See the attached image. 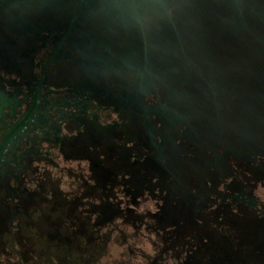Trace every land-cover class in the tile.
Wrapping results in <instances>:
<instances>
[{"label":"flooded vegetation","instance_id":"obj_1","mask_svg":"<svg viewBox=\"0 0 264 264\" xmlns=\"http://www.w3.org/2000/svg\"><path fill=\"white\" fill-rule=\"evenodd\" d=\"M89 34L46 29L0 65V264H264L246 69L220 53L183 77Z\"/></svg>","mask_w":264,"mask_h":264},{"label":"water","instance_id":"obj_2","mask_svg":"<svg viewBox=\"0 0 264 264\" xmlns=\"http://www.w3.org/2000/svg\"><path fill=\"white\" fill-rule=\"evenodd\" d=\"M262 25L264 0H0V65H17L18 43L46 29L63 39L90 38V30L100 39L122 34L132 54L151 53L157 69L166 65L183 77L192 66L212 68L220 53H230V65L246 69L248 117L264 120V109H255L264 101ZM147 65L146 58L138 64L141 76ZM244 139L264 142V135Z\"/></svg>","mask_w":264,"mask_h":264},{"label":"clouds","instance_id":"obj_3","mask_svg":"<svg viewBox=\"0 0 264 264\" xmlns=\"http://www.w3.org/2000/svg\"><path fill=\"white\" fill-rule=\"evenodd\" d=\"M54 151H55V150H54ZM60 159H61V163L63 164V163H64L63 158L61 157ZM73 163H74V162H73ZM85 163H86V162H85ZM53 171H54L57 175H59V172H58L56 169H53ZM64 179H65V181H67V180H68V177L65 176ZM33 186H34V185H33ZM62 186L65 187V188L68 187L67 183H65V184L62 185ZM258 194H259L262 198H264V187H262V188H260V189L258 190ZM147 206H151V207H153V211L156 210L155 207H154L153 202H150L149 205H147ZM140 210L143 211V208H141ZM152 237H153V239L156 238V237H155V233L152 234ZM125 247H126V246H125ZM140 247L146 248L147 251L150 252V253H152V254H155V252L157 251V250L153 247V245L151 244V242L148 241L146 238L144 239V242H143V244L140 245ZM116 251H117V254H118V252H119L120 250L117 249ZM0 259H2V257H0ZM139 259H140V261H141V264H146V261H143V258H142V257H139Z\"/></svg>","mask_w":264,"mask_h":264},{"label":"rangeland","instance_id":"obj_4","mask_svg":"<svg viewBox=\"0 0 264 264\" xmlns=\"http://www.w3.org/2000/svg\"><path fill=\"white\" fill-rule=\"evenodd\" d=\"M116 250H117V249H116ZM116 250L114 249V251H113V254H114V255H112V256H105V257H104V258L112 257L110 260H113V259H114V261H110L109 264H115V263H118L119 260H121V255L119 254V256H118ZM118 253H119V252H118ZM117 257H118V258H117Z\"/></svg>","mask_w":264,"mask_h":264}]
</instances>
